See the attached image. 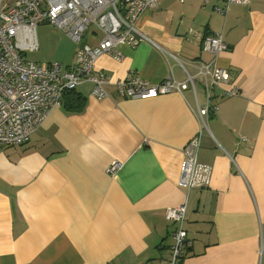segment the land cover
Segmentation results:
<instances>
[{
    "label": "crops",
    "instance_id": "obj_1",
    "mask_svg": "<svg viewBox=\"0 0 264 264\" xmlns=\"http://www.w3.org/2000/svg\"><path fill=\"white\" fill-rule=\"evenodd\" d=\"M225 4L159 0L138 20L157 45L122 44L121 59L97 60L107 97L84 82L76 89L83 111L63 102L28 143L0 145V264H171L177 223L166 210L186 201V264H264V0L232 4L226 15L217 9ZM49 28L41 32L54 40L38 39L37 59L74 64L78 44ZM199 33H223L228 50L216 58ZM87 39L98 46L101 34L92 29ZM215 60L231 81L214 87L220 108L205 123L198 108L208 104L210 77L196 78L197 95L129 98L118 87L129 76L182 81ZM232 87L240 94L225 95ZM199 130L203 175L186 189L184 148Z\"/></svg>",
    "mask_w": 264,
    "mask_h": 264
},
{
    "label": "built area",
    "instance_id": "obj_2",
    "mask_svg": "<svg viewBox=\"0 0 264 264\" xmlns=\"http://www.w3.org/2000/svg\"><path fill=\"white\" fill-rule=\"evenodd\" d=\"M248 2L226 0L225 6L217 9L226 15L232 4ZM158 4L159 0H0V145L28 143L51 111L63 104L64 94L84 82H92L95 97H107L105 84L109 82V76L96 69L97 60L104 54L121 59L123 54L119 46L122 44L136 47L141 42H150L157 45L139 29L138 20L143 12L156 8ZM42 23L51 24L78 44L74 64L59 61L41 63L27 59L28 51L39 49L37 28ZM92 29L101 34L98 46L88 42ZM199 35L203 49L216 58L229 48L223 33ZM161 50L181 64L176 54L165 48ZM216 60L203 64L196 75L188 74L182 81L169 75L153 84L141 77L129 76L120 80L118 87L129 98L183 93L190 88L197 95L196 78L210 77L208 104L198 108L199 120L205 123L209 110L218 111L220 108L211 103L214 87L231 81L229 70L219 66ZM240 92L238 87H232L224 93L233 96ZM201 133L202 130H199L184 148L179 186L186 189L197 184L203 175L198 166ZM120 167L117 162L109 171L114 172ZM186 212L187 201L166 210V217L177 223L171 264H186L184 251L190 245L185 229Z\"/></svg>",
    "mask_w": 264,
    "mask_h": 264
},
{
    "label": "trees",
    "instance_id": "obj_3",
    "mask_svg": "<svg viewBox=\"0 0 264 264\" xmlns=\"http://www.w3.org/2000/svg\"><path fill=\"white\" fill-rule=\"evenodd\" d=\"M83 96L75 89L64 94L63 102L67 110L71 112H81L84 109Z\"/></svg>",
    "mask_w": 264,
    "mask_h": 264
},
{
    "label": "rangeland",
    "instance_id": "obj_4",
    "mask_svg": "<svg viewBox=\"0 0 264 264\" xmlns=\"http://www.w3.org/2000/svg\"><path fill=\"white\" fill-rule=\"evenodd\" d=\"M55 28L54 26H52L51 24H49V23H42L41 24V27L39 28L38 27V30H37V37H38V39H43L42 37H43V35L46 33V34H48L47 32H43V34H42V32H41V30H45V28ZM49 28V29H50ZM56 29V28H55ZM58 30V29H57ZM48 39L49 38H51L52 37V34H48ZM51 40H54V39H52L51 38ZM58 41L56 40L55 42H53V45L52 46H55L56 45V43H57ZM41 53H42V50H40V51H38V52H34V51H32V52H30V51H28L27 52V58H28V60L29 61H32L33 60V62L34 61H37L38 59H37V57L38 56H40L41 55ZM47 59H49V58H47ZM51 59H53V58H50L49 60L50 61H54V60H51ZM38 61H40V62H44V61H47L45 58H43V60H38ZM46 63V62H45Z\"/></svg>",
    "mask_w": 264,
    "mask_h": 264
}]
</instances>
